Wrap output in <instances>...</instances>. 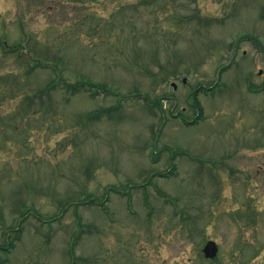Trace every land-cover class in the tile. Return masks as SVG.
Here are the masks:
<instances>
[{
    "label": "rangeland",
    "instance_id": "374dc122",
    "mask_svg": "<svg viewBox=\"0 0 264 264\" xmlns=\"http://www.w3.org/2000/svg\"><path fill=\"white\" fill-rule=\"evenodd\" d=\"M1 42L0 264H264V0H0Z\"/></svg>",
    "mask_w": 264,
    "mask_h": 264
},
{
    "label": "water",
    "instance_id": "95a60500",
    "mask_svg": "<svg viewBox=\"0 0 264 264\" xmlns=\"http://www.w3.org/2000/svg\"><path fill=\"white\" fill-rule=\"evenodd\" d=\"M218 247L215 242L210 241L204 248V253L208 258H214L217 255Z\"/></svg>",
    "mask_w": 264,
    "mask_h": 264
}]
</instances>
